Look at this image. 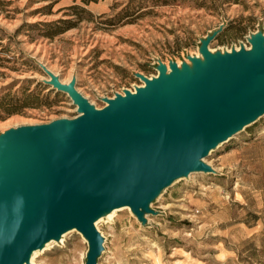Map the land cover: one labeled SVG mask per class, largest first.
Listing matches in <instances>:
<instances>
[{
    "label": "rangeland",
    "instance_id": "obj_1",
    "mask_svg": "<svg viewBox=\"0 0 264 264\" xmlns=\"http://www.w3.org/2000/svg\"><path fill=\"white\" fill-rule=\"evenodd\" d=\"M219 28L213 52L251 47V34L264 33V0H0V133L78 115L68 93L44 83V65L76 77L101 108L142 84L136 73L190 62ZM206 159L215 171L175 180L146 223L131 208L97 220L98 264H264V115ZM64 234L36 264H86L88 240Z\"/></svg>",
    "mask_w": 264,
    "mask_h": 264
},
{
    "label": "water",
    "instance_id": "obj_2",
    "mask_svg": "<svg viewBox=\"0 0 264 264\" xmlns=\"http://www.w3.org/2000/svg\"><path fill=\"white\" fill-rule=\"evenodd\" d=\"M222 30L201 40L202 56L136 73L144 85L104 97L101 108L76 77L64 83L43 66L44 83L68 93L78 115L0 133V264H31L72 229L88 240L86 264H98L101 216L129 206L146 223L175 180L215 171L211 151L264 115V33L251 34L249 48L213 52Z\"/></svg>",
    "mask_w": 264,
    "mask_h": 264
},
{
    "label": "bare ground",
    "instance_id": "obj_3",
    "mask_svg": "<svg viewBox=\"0 0 264 264\" xmlns=\"http://www.w3.org/2000/svg\"><path fill=\"white\" fill-rule=\"evenodd\" d=\"M211 51H213V49L211 48ZM200 54L201 53H197V55L196 56H200ZM168 64V68L170 69V65H169V63H167ZM178 64L179 65H181L180 64V62H178ZM50 69L55 73V74H58L56 71H54L51 67H50ZM149 77H151V76H149ZM61 78V80H62V82H64V83H68L69 82V80L68 79H65V78H62V77H60ZM80 90V89H79ZM82 93H84L83 91H82V89L80 90ZM87 96V95H86ZM24 120V119H23ZM24 122H28V123H31V122H35V121H33V119L31 120V119H25L24 120ZM21 123V122H20ZM9 124H10V122H9ZM35 124V123H34ZM5 125H7V124H5ZM23 125V124H22ZM19 126V125H18ZM208 164H210V165H212V163L210 162V161H208L207 159L205 160ZM122 208H129L130 209V207L129 206H124V207H119V208H115L114 210H112L111 212H108V213H106L105 215H103V216H101L99 219H98V221H97V224H98V222L100 221V220H102V219H104V218H112L113 216H114V214L117 212V210H120V209H122ZM96 224V225H97ZM97 227V226H96ZM74 230V229H73ZM67 233V232H66ZM67 234H63V236H62V238L60 239L61 241H64V237L66 236ZM54 242H56V240L55 239H53V240H50L48 243H46V245L42 248V249H37V250H35L33 253H32V256H31V264H36V258H37V255L39 254V252H42L43 250H45L46 248H48V247H50L51 246V244L52 243H54Z\"/></svg>",
    "mask_w": 264,
    "mask_h": 264
},
{
    "label": "built area",
    "instance_id": "obj_4",
    "mask_svg": "<svg viewBox=\"0 0 264 264\" xmlns=\"http://www.w3.org/2000/svg\"><path fill=\"white\" fill-rule=\"evenodd\" d=\"M249 48V47H248ZM200 56H202V55H200ZM168 65V64H167ZM157 74H158V69H157ZM156 74V75H157ZM140 85H144V82L142 83V84H140ZM131 90L133 91V92H135L136 91V87H133V88H131ZM121 93H123L124 94V92H121ZM106 103L104 102V105H105Z\"/></svg>",
    "mask_w": 264,
    "mask_h": 264
},
{
    "label": "trees",
    "instance_id": "obj_5",
    "mask_svg": "<svg viewBox=\"0 0 264 264\" xmlns=\"http://www.w3.org/2000/svg\"><path fill=\"white\" fill-rule=\"evenodd\" d=\"M86 1H88V0H86ZM30 97V95H27V98H29Z\"/></svg>",
    "mask_w": 264,
    "mask_h": 264
}]
</instances>
